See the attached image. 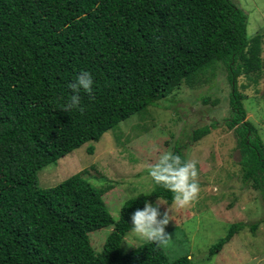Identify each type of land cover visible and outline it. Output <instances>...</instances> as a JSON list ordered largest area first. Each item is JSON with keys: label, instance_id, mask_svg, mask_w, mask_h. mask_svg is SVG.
<instances>
[{"label": "trees", "instance_id": "trees-1", "mask_svg": "<svg viewBox=\"0 0 264 264\" xmlns=\"http://www.w3.org/2000/svg\"><path fill=\"white\" fill-rule=\"evenodd\" d=\"M262 44V34L248 37V15L233 0H0V264H192L170 261L152 242L122 252L131 211L145 199L172 203L163 187L128 200L115 220L103 199L113 185L97 188L82 171L43 189L39 173L221 63L242 181L264 199V144L238 88L242 77L261 80ZM83 70L92 94H82L83 111L65 112L68 85ZM210 133L196 129L191 142ZM183 150L173 154L189 163ZM109 226L96 254L89 235ZM230 228L211 256L244 226Z\"/></svg>", "mask_w": 264, "mask_h": 264}, {"label": "rangeland", "instance_id": "rangeland-1", "mask_svg": "<svg viewBox=\"0 0 264 264\" xmlns=\"http://www.w3.org/2000/svg\"><path fill=\"white\" fill-rule=\"evenodd\" d=\"M233 1L248 15V37L263 35L264 61V0ZM201 78L195 87L183 84L158 105L132 116L98 143L86 144L57 165L47 166L39 173V185L50 188L85 171V179L93 186L113 185L103 199L119 220L121 206L128 200L152 195L155 184L148 174L150 167L165 152L184 148L189 163L196 166L198 191L187 205L174 207L166 226L168 242L161 246L164 253L170 261L189 256L192 264H264V199L242 181L237 139L227 126L232 116L227 69L219 63ZM238 88L246 95L247 120L258 129L264 144V70L258 83L242 77ZM207 126L211 133L192 143L193 131ZM90 145L95 146L92 155ZM235 225L244 228L211 256L212 246ZM113 230L109 226L89 235L96 254L103 251ZM126 237L124 254L146 243L135 240L130 232Z\"/></svg>", "mask_w": 264, "mask_h": 264}, {"label": "clouds", "instance_id": "clouds-1", "mask_svg": "<svg viewBox=\"0 0 264 264\" xmlns=\"http://www.w3.org/2000/svg\"><path fill=\"white\" fill-rule=\"evenodd\" d=\"M93 85L92 73L87 70L80 71L75 80L69 83L71 95L60 108L68 113L73 110L83 111L82 94L91 96ZM148 174L156 186L173 193L172 203L161 201L159 197L155 201L145 199L143 207H137L129 214L130 233L140 242H152L158 247L166 246L169 237L166 226L170 222L174 207H184L198 191L195 180L197 170L194 163L182 162L179 155L169 151L150 167ZM123 208L125 207L121 206Z\"/></svg>", "mask_w": 264, "mask_h": 264}]
</instances>
